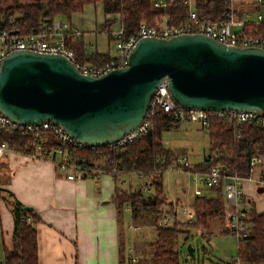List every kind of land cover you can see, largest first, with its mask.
I'll use <instances>...</instances> for the list:
<instances>
[{
	"label": "water",
	"instance_id": "95a60500",
	"mask_svg": "<svg viewBox=\"0 0 264 264\" xmlns=\"http://www.w3.org/2000/svg\"><path fill=\"white\" fill-rule=\"evenodd\" d=\"M164 78L184 108L264 115V49L231 47L196 33L141 39L127 66L99 77L81 73L63 55L11 52L0 66V112L24 124L50 119L76 140L104 146L141 123ZM185 249L194 251L191 244Z\"/></svg>",
	"mask_w": 264,
	"mask_h": 264
},
{
	"label": "trees",
	"instance_id": "16d2710c",
	"mask_svg": "<svg viewBox=\"0 0 264 264\" xmlns=\"http://www.w3.org/2000/svg\"><path fill=\"white\" fill-rule=\"evenodd\" d=\"M97 2L101 3L106 17L116 16V19L105 17L103 20L101 31L106 32L109 39H112L111 26L117 19L130 34L138 27L141 20L156 24L166 13L174 15L175 20H178L182 13V9L175 3L168 9H156L151 6L149 0L131 2L129 0H46L44 3L35 1L24 3L16 0L15 3L0 8V16L5 20L13 19L10 25L11 32L29 34L39 22H51L60 15L69 20L74 13L83 12L85 5ZM196 6L200 15L213 19L222 16L225 7L219 0H197ZM251 30L255 35H260L264 32V26L252 27ZM64 39L66 46L75 53V59L80 63L100 65L110 57L109 53L88 49L83 33L76 31L71 24H68L65 30ZM210 120L207 127L210 148L218 156L214 157L212 162L203 161L202 164L193 165L191 169L207 170L212 164H216L222 166L227 174L237 173L249 177L250 158L253 155L264 157V126L261 127L254 122L237 125L221 118ZM152 121L153 128L149 136L139 135L121 150H110L104 145L86 150H74L73 154L83 157L90 165L98 163L97 161L103 162L102 165L96 164V166L112 173L114 177L123 173L134 174L138 179L142 178L143 183L135 188L121 190L116 187L111 201L117 208L127 204L131 209L132 217H136L139 211L145 210L152 212L154 219H158L164 212L163 207L170 204L165 200L162 176L166 168L177 158L176 153L162 145L161 133L177 128L180 122L163 112H156L152 116ZM0 140L7 142L9 147L17 152L33 151L31 136L25 131L8 130L0 133ZM55 143L54 139L49 138L44 146L48 147ZM144 190L151 191L145 194ZM208 190L214 193L203 192L201 196L195 195L192 205L196 212L192 227L199 226L202 231L200 234L204 236L209 235L212 216H216L222 222L225 220L221 184L207 187ZM7 197L12 198V194L8 193ZM9 203L15 225L12 234L13 245L10 250H4L2 264H38L36 230L32 223L38 221L39 215L33 210H24V205L15 198ZM252 205L254 206L253 203ZM242 218L249 224V228L247 236L238 240V257L244 264H264V213L258 214L255 208H251ZM225 231L230 230L227 228ZM181 232L177 223L166 228L156 224L151 264H180L178 249L180 244L177 245V237ZM119 251L121 252L119 264H129L131 255L125 252L123 240L120 242Z\"/></svg>",
	"mask_w": 264,
	"mask_h": 264
},
{
	"label": "built area",
	"instance_id": "2783aa9c",
	"mask_svg": "<svg viewBox=\"0 0 264 264\" xmlns=\"http://www.w3.org/2000/svg\"><path fill=\"white\" fill-rule=\"evenodd\" d=\"M130 2L133 0H129ZM225 7L223 15L213 19L209 16L200 15L196 6L197 0H149L152 7L156 9H168L173 3L182 9L178 20L173 18L170 13L164 14L156 24H150L141 20L138 27L127 33L124 25L117 20V26L110 31V37L113 40V48L116 56H110L109 59L100 65L80 63L75 59V53L65 44L64 33L68 24L64 22H39L29 34H20L11 32L13 19H3L0 16V66L4 58L11 52L18 50L35 51L40 54H58L66 57L75 68L85 75L99 77L104 73L127 66L129 55L136 43L146 37L158 39H170L178 35L205 34L212 39L222 42L228 46L236 47H257L264 49V32L255 35L251 28L264 26V0H219ZM251 4L255 8L254 17L251 19L250 12L245 11L239 15L235 4ZM232 25L239 26V30H232ZM153 96L148 105V111L141 123L131 132L120 136L119 139L108 142L106 145L110 150H121L123 146L133 142L139 135H147L153 128L152 116L156 112H163L171 115L176 121L190 122L195 120L203 128H207L211 118L226 119L232 124H245L254 122L257 125L264 126V115L257 110H202L196 108H184L173 101L169 92V82L164 78L153 92ZM8 130L25 131L32 139L33 151L28 154L32 159L40 158L51 160L56 169L61 172L64 178L68 180L79 181L84 178L97 177L105 171L96 166L86 163L81 156L73 154L74 150H86L94 145H89L73 138L64 126L55 123L52 120H46L35 124H24L12 120L7 115L0 112V133ZM52 138L55 144L44 146L45 142ZM12 148L8 143L0 140V159L6 157ZM218 156L216 152L206 155L204 162H212L213 158ZM58 157V158H56ZM250 173L256 167L264 165V157L253 155L250 158ZM166 170L174 172H185L199 179L207 188L221 184L223 186L225 198L233 204V211L228 214L229 230L236 234L238 240L247 236L249 224L242 217L249 211V200L245 197L241 184L244 181L252 182L255 188L264 189V169L260 171L256 178L240 176L237 173L227 174L220 165L212 164L207 170H192L190 163L185 155L176 158ZM114 173L116 170L113 171ZM112 174V173H111ZM142 179V178H140ZM143 180V179H142ZM146 190V187H144ZM196 196H201L203 191L200 188L194 189ZM244 201V202H243ZM245 205V206H244ZM180 208L185 220L194 223L196 212L192 207L183 203L173 205ZM174 215V214H172ZM172 217L166 214L165 218L159 221V226L169 227ZM201 233V229H198ZM132 260H137L132 258ZM234 264H244L239 257L235 259Z\"/></svg>",
	"mask_w": 264,
	"mask_h": 264
},
{
	"label": "crops",
	"instance_id": "0c3cea01",
	"mask_svg": "<svg viewBox=\"0 0 264 264\" xmlns=\"http://www.w3.org/2000/svg\"><path fill=\"white\" fill-rule=\"evenodd\" d=\"M241 6L247 8L242 11L237 9L239 15L250 8L255 9L247 3ZM70 24L76 31L84 33L77 24ZM102 24L103 21L96 30L101 31L99 26ZM112 28H115L114 25ZM90 48H94V45L89 44ZM97 162V165L103 163ZM256 168L258 175L264 165ZM122 174L114 177L104 172L93 179L74 181L64 178L51 160L32 159L28 154L14 150L0 159V264L4 250H10L13 245L15 225L9 203L13 198L39 215L38 221L32 223L36 230L38 264H119V245L124 239L121 222L123 213L111 199L116 187L127 189ZM139 181L143 183L141 179ZM255 190V194L264 193L258 188ZM221 191L225 209H232L233 204L225 198L223 186ZM8 193L12 194V198L7 197ZM245 197L253 201L256 213H264V208L257 209L260 199L255 202L249 195L245 194ZM175 203L181 202L177 199ZM124 250L131 258L137 259L131 247Z\"/></svg>",
	"mask_w": 264,
	"mask_h": 264
},
{
	"label": "rangeland",
	"instance_id": "374dc122",
	"mask_svg": "<svg viewBox=\"0 0 264 264\" xmlns=\"http://www.w3.org/2000/svg\"><path fill=\"white\" fill-rule=\"evenodd\" d=\"M15 1L16 0H0V8L11 5L15 3ZM18 1L24 3H29L31 1L44 3L46 0ZM235 6L241 11L247 8V6H241L237 4V2ZM83 10L84 12L76 13L72 19L68 20L65 16L60 15L56 16L54 20L66 24H70L71 22L77 24L84 32L83 38L86 44L94 45V48H90L91 51L97 50L101 53H109L110 56L115 57L117 53L113 48V40L109 39L106 32L96 30V27L103 21V17L105 16L101 9L100 2L88 4ZM255 11L256 10L253 8L249 9L251 19L254 17ZM113 17L115 18L114 15L108 16V18L111 19H113ZM113 25L116 27L117 23ZM99 28L101 30L102 25H100ZM239 28V26L232 25L233 31L239 30ZM161 142L166 149H170L176 153L177 158L185 155L191 167L201 164L206 155L212 152L207 128H203L200 123L195 120L180 122L177 128L163 131L161 133ZM256 171L257 168H254L251 173L254 178L258 176ZM137 178L138 177L134 174H130V176L128 174H122V179L125 181V188L129 187L132 189L140 184V179ZM162 178L165 200L170 204L163 207L164 212L160 218L154 219L152 212L150 213L145 210L139 211L136 217H132L131 211L126 208L125 204L119 207L122 209L123 213L121 222L122 234L124 236V248L127 249L131 247L134 252L133 254L137 257V260H131V258L129 264L152 263V246L156 238L155 226L156 224L160 225L159 221L162 222L166 214L172 217L170 224L174 225V223H177L179 229L182 230L177 237V245L180 244L178 247L180 264H234L239 254L238 238L236 234L225 231L229 227L227 215L233 211V208L229 210L225 209V220H223V222L216 216H212L210 218L209 235L204 236L198 232L200 227H192V223L185 220L181 213V209H177L173 205H177V203L174 204V202L178 199V202L180 201L184 205L194 208L192 205L195 197L194 189L196 188H200L205 194H213L214 192L207 191V188L199 179L195 181L192 175H188L185 172L177 173L171 170H165ZM129 183L132 185L128 186ZM241 186L244 193L252 197L255 202L260 199L261 202L258 203L259 206L257 204V209H263L264 193L260 195L255 194L256 190L252 182L244 181ZM150 191L144 190V193L146 194ZM249 202V204H246L247 207H249V209L255 208L252 205L253 201L249 199ZM187 244H191L194 248L192 253H188L187 249H185Z\"/></svg>",
	"mask_w": 264,
	"mask_h": 264
},
{
	"label": "bare ground",
	"instance_id": "6f19581e",
	"mask_svg": "<svg viewBox=\"0 0 264 264\" xmlns=\"http://www.w3.org/2000/svg\"><path fill=\"white\" fill-rule=\"evenodd\" d=\"M150 187V186H149Z\"/></svg>",
	"mask_w": 264,
	"mask_h": 264
}]
</instances>
